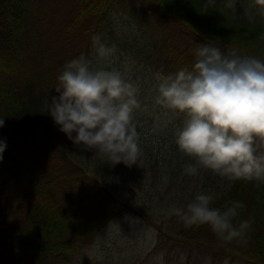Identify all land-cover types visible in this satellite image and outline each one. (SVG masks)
<instances>
[{
	"label": "trees",
	"instance_id": "trees-1",
	"mask_svg": "<svg viewBox=\"0 0 264 264\" xmlns=\"http://www.w3.org/2000/svg\"><path fill=\"white\" fill-rule=\"evenodd\" d=\"M207 2L0 0V118L5 121L0 139L6 141L0 160V230H5L0 264H58L113 218L142 211L146 201H167L182 180L193 181L192 197L197 190L215 194L213 207L243 202L234 223L253 221L246 243H225L207 225L185 228L177 219L174 227L182 238L206 241L252 263L264 261V182H230L204 169L187 176L182 166L194 161L177 146L162 148L153 139L140 141L137 165L111 166L75 147L47 114L64 65L85 54L93 35L102 33L107 40V26L112 31L106 45L112 42L117 62L132 58L164 75L191 65L194 49L206 39L219 38L224 49L264 59V16L250 21L244 0L235 10L215 0L205 13ZM113 15L130 22L114 26ZM52 127L57 130L48 140L43 128ZM82 155L92 157L88 169L75 159ZM180 188L164 209L187 193V186Z\"/></svg>",
	"mask_w": 264,
	"mask_h": 264
},
{
	"label": "clouds",
	"instance_id": "clouds-1",
	"mask_svg": "<svg viewBox=\"0 0 264 264\" xmlns=\"http://www.w3.org/2000/svg\"><path fill=\"white\" fill-rule=\"evenodd\" d=\"M239 2L225 0L224 6L235 10ZM214 4L208 0L205 13ZM245 14L250 21L264 16V0H252ZM91 39L97 59L106 66L93 67L83 55L67 62L57 77V95L46 105L47 114L75 147L94 152L111 166L132 167L143 155L134 115L142 108L140 89L110 68L114 46L103 43L100 35ZM206 41L194 49L191 65L155 74V104L183 115L173 133L175 144L194 161L182 166L183 173L196 177L204 169L230 182H264V59L234 47L224 49L219 38ZM4 123L0 118V127ZM5 148L6 141L0 139V160ZM163 179L167 183L168 177ZM215 200V194L200 191L186 205L163 211L185 228L207 225L225 243H246L253 221L234 223L246 205L233 201L221 209L213 207ZM206 264H211L210 257Z\"/></svg>",
	"mask_w": 264,
	"mask_h": 264
},
{
	"label": "rangeland",
	"instance_id": "rangeland-1",
	"mask_svg": "<svg viewBox=\"0 0 264 264\" xmlns=\"http://www.w3.org/2000/svg\"><path fill=\"white\" fill-rule=\"evenodd\" d=\"M244 1L247 3L246 8L251 6L252 0ZM113 6L116 4L112 3ZM112 19L114 26L117 24L119 27L126 26L130 22V19L121 21L117 15H113ZM176 29L178 28L176 27ZM110 31L112 28L107 26L105 28L107 40H103V34H100L101 40L105 44L109 40ZM112 46V42H110V47ZM83 56L91 61L93 67L106 66L103 61L97 59L93 44ZM100 63L103 65H98ZM110 68L120 70L139 86L138 98L142 108L137 110L134 115L141 118V122H136L140 141L147 142L153 139L155 144L162 148L177 146L173 133L181 124L183 115L169 112L156 105L154 101L157 94L155 74L161 72L144 68L132 58L120 64L113 57ZM56 130L57 127L43 128V136L52 140ZM155 138H158V141ZM75 159L87 169L92 161V157L89 155L76 156ZM178 183L180 185L177 188H171L173 191H169L170 198L167 201H146L142 203L144 204L142 211L129 210L113 218L86 244L71 252L68 259L58 264H206L209 257L211 264H225V261L227 264H264V261L252 263L238 259V257L231 256L227 250L219 249L206 241L195 242L182 238L177 233V228L174 227L178 218L175 216L166 217L163 211L164 205L174 198L171 196L181 189L180 186H187V193L179 194L176 197L178 200L175 201V205L184 206L195 196L194 194L192 197V192L195 189L193 181L182 180ZM163 191L165 192V190ZM200 191L202 190H197V192ZM4 233L5 230H0V237ZM0 245L4 246V242ZM2 252L0 248V254Z\"/></svg>",
	"mask_w": 264,
	"mask_h": 264
}]
</instances>
